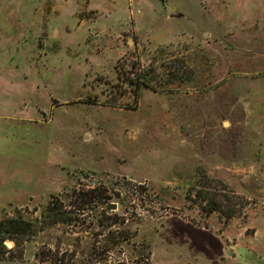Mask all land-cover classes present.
<instances>
[{
	"label": "rangeland",
	"instance_id": "1",
	"mask_svg": "<svg viewBox=\"0 0 264 264\" xmlns=\"http://www.w3.org/2000/svg\"><path fill=\"white\" fill-rule=\"evenodd\" d=\"M101 188L0 264H264V0H0V221Z\"/></svg>",
	"mask_w": 264,
	"mask_h": 264
},
{
	"label": "trees",
	"instance_id": "2",
	"mask_svg": "<svg viewBox=\"0 0 264 264\" xmlns=\"http://www.w3.org/2000/svg\"><path fill=\"white\" fill-rule=\"evenodd\" d=\"M98 192L95 196L91 197L92 193ZM202 195V199L206 202L204 209H206L208 214L214 213L220 210V205L213 200H208L209 196L206 192H197V196ZM68 199L70 202L65 205L60 197H53L46 207L42 210L40 219L36 221L25 220L20 216L14 218H5L0 221V259L8 256L9 259L12 258L11 250L7 249L5 245L6 241L14 243V247L19 249L25 238L33 236L37 232V228L40 225L54 226L57 224H67L70 225L75 221V211H84L88 209L91 205L92 199H97V206L103 207L102 209L112 210V205H110L111 197L107 195L105 190L97 189L87 192L73 190L69 195ZM113 225H118L119 222H112ZM120 225V224H119ZM122 225V224H121Z\"/></svg>",
	"mask_w": 264,
	"mask_h": 264
},
{
	"label": "water",
	"instance_id": "3",
	"mask_svg": "<svg viewBox=\"0 0 264 264\" xmlns=\"http://www.w3.org/2000/svg\"><path fill=\"white\" fill-rule=\"evenodd\" d=\"M169 10H171L170 8H167V12L169 11ZM6 246H10L9 244H6Z\"/></svg>",
	"mask_w": 264,
	"mask_h": 264
}]
</instances>
